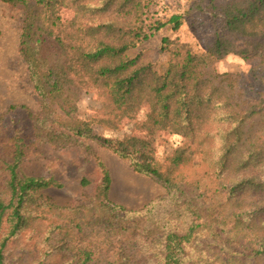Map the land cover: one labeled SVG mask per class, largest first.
<instances>
[{"label": "trees", "instance_id": "obj_1", "mask_svg": "<svg viewBox=\"0 0 264 264\" xmlns=\"http://www.w3.org/2000/svg\"><path fill=\"white\" fill-rule=\"evenodd\" d=\"M2 1L25 9L18 51L40 103L36 135L59 147L80 136L101 139L92 125L115 129L146 104L136 121L140 131L184 138L165 169L149 139L125 135L101 141L130 157L136 171L161 182L169 196L185 197L180 205L186 218L178 228L150 214L140 243L131 226L139 214L107 198V169L94 194L58 205L41 192L61 184L23 173L20 163L30 142L13 135L0 142V264H9V238L25 233L33 240V264H194V248L264 264V0H189L183 13L169 14L158 0H35L34 8L26 0ZM63 9L71 11L69 18L61 17ZM193 12L208 14L214 28L204 51L164 37L162 69L135 51L161 28L179 29ZM229 53L256 60L263 85L256 97H246L238 73L215 69ZM83 92L101 103L88 119L75 114ZM195 158L207 182L194 177L196 172L187 176L185 165ZM208 193L219 201L204 208L191 203ZM233 229L245 246L218 241H226L219 231ZM203 230L210 242L200 238Z\"/></svg>", "mask_w": 264, "mask_h": 264}, {"label": "rangeland", "instance_id": "obj_2", "mask_svg": "<svg viewBox=\"0 0 264 264\" xmlns=\"http://www.w3.org/2000/svg\"><path fill=\"white\" fill-rule=\"evenodd\" d=\"M31 8L35 0H26ZM158 7L166 13H183L189 0H158ZM71 11L63 9L61 17L71 16ZM25 9L22 5H13L0 0V142L2 139L16 135L30 142L20 169L26 175L51 177L61 186H51L42 190V195L58 205H73L94 194L101 184L102 170L107 169L110 177L107 198L124 209L137 212L139 215L133 221L135 237L149 225V215L154 213L161 217L162 223L180 228L186 215L180 203L185 197L169 196L165 186L149 175L138 172L131 164L130 157H125L114 150L111 143H104L101 139L115 140L125 135H135L149 139L153 155L162 169L166 168L167 157L181 145L184 138L181 134L168 133L159 130L151 136L140 131L136 121L143 118L147 110L146 104L134 118H124L115 129L92 125L94 134L101 139L86 136L75 137L73 143L66 146L51 145L45 138L36 135L35 117L39 115L40 103L29 81L26 64L19 54V40ZM206 13H187L182 25L177 30L165 26L155 32L147 40L141 42L135 51H139L144 60L152 62L156 68L162 69L167 60V54L160 50L162 38L169 37L178 42L190 44L193 50L202 52L211 41L214 28ZM219 72H236L239 75V85L243 88L246 97L254 98L263 85L259 78V67L256 60L244 59L239 54L229 53L215 63ZM101 106L100 100L92 92H83L76 102V116L80 119L90 118ZM0 153H4L0 146ZM102 164V165H100ZM186 174L196 172L195 176L202 175L204 165L196 158L185 165ZM188 169V170H187ZM86 178L87 183L81 179ZM205 183V182H204ZM191 202L193 205L204 208L207 203L218 202L219 196L211 195ZM180 205V206H179ZM229 209L228 205H225ZM156 218V217H155ZM163 223V224H164ZM169 226V225H168ZM225 228H230L225 224ZM229 230V229H228ZM220 243L225 247L235 248L246 241H239L236 230L224 234L219 231ZM139 234L136 240L142 243L144 236ZM206 230L200 238L210 242ZM32 239L27 233L22 236L9 238L6 260L9 264H33L34 257L30 253ZM195 241L193 245L197 244ZM144 252H150L149 246L143 247ZM213 254V255H212ZM194 264H242L238 258H222L216 250H206L201 253L191 252ZM148 263V262H147ZM146 263V264H147Z\"/></svg>", "mask_w": 264, "mask_h": 264}]
</instances>
